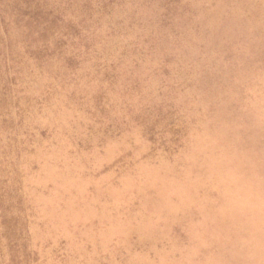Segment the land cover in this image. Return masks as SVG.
Masks as SVG:
<instances>
[{
    "label": "rangeland",
    "instance_id": "1",
    "mask_svg": "<svg viewBox=\"0 0 264 264\" xmlns=\"http://www.w3.org/2000/svg\"><path fill=\"white\" fill-rule=\"evenodd\" d=\"M0 264H264V0H0Z\"/></svg>",
    "mask_w": 264,
    "mask_h": 264
}]
</instances>
